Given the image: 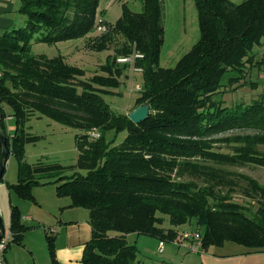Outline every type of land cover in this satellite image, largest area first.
I'll list each match as a JSON object with an SVG mask.
<instances>
[{
	"label": "trees",
	"instance_id": "trees-1",
	"mask_svg": "<svg viewBox=\"0 0 264 264\" xmlns=\"http://www.w3.org/2000/svg\"><path fill=\"white\" fill-rule=\"evenodd\" d=\"M99 1L21 0L19 12L27 18L25 26L0 34L1 126L9 155L17 162V183L10 189L21 199H32L33 187L54 185L58 197L70 199V207L88 210L91 238L84 244L81 264H135L138 252L127 243V235L169 241L193 220L203 229V250L235 243L249 253L263 252L264 187L245 178L251 189L246 195L260 198L248 216L247 208L231 199V192L222 195L214 190L215 184L224 185L225 180L211 166L248 162L264 167V156L216 151L208 140L233 129L264 134V99L233 107L213 100L219 88L246 75V65L253 63V48L264 42V0L239 4L194 0L199 39L173 68L159 67L164 42L161 0H140L139 13L123 5L113 25L101 19L108 31L91 46L103 51L116 35L123 41L112 61L102 67L103 75L89 81L81 80L83 70L68 65L61 56L31 55L33 40L51 45L93 32ZM131 56L143 78L136 107L149 106L147 119L139 124L113 112L100 94L116 88L118 77L129 66L115 64L116 57ZM256 65L264 67V58ZM35 115L84 132L75 136V164L25 161L24 146L39 138L24 129ZM6 117L14 122L11 134L4 128ZM108 132L126 136L114 145V139L106 140ZM254 139L264 143V136ZM191 158L210 164L191 162ZM67 170L72 174L66 175ZM186 172L207 184L177 180ZM165 218L168 229L162 227ZM9 230L12 243L20 244L24 227L13 205ZM47 238L52 250L54 237Z\"/></svg>",
	"mask_w": 264,
	"mask_h": 264
},
{
	"label": "rangeland",
	"instance_id": "rangeland-1",
	"mask_svg": "<svg viewBox=\"0 0 264 264\" xmlns=\"http://www.w3.org/2000/svg\"><path fill=\"white\" fill-rule=\"evenodd\" d=\"M228 1L239 4L245 0ZM161 4L164 42L161 48L159 67L167 69L173 68L178 60L191 49L198 41L200 33L194 0H161ZM123 5L131 12L142 11L140 0H100L93 32L82 39L51 45L33 40L30 49L31 55H44L47 58L61 56L68 65L83 70L84 76L80 78L81 80L89 81L94 75H103L102 67L104 68L112 61L116 49L123 40L120 36H114L113 41H110L103 51L94 48L95 45L91 46V43L95 41V38L108 31L101 19L113 25L121 17ZM20 6L21 0H0V34L25 26L27 18L19 12ZM100 26L105 28L104 31L99 30ZM251 55H253V63L246 65V75L231 86L219 88V92L214 95L213 100L218 105L224 107H233L238 104L249 105L253 101L264 99V67L256 65L264 58V42L255 46ZM108 56L110 58L107 60ZM119 58L121 57H116L115 64L118 63ZM133 65L134 63L131 61L127 69L122 71L118 77L120 84L116 88L104 89L105 91L100 93L104 102L117 114L128 115L138 107H136V100L139 96L137 87L143 85V78L140 70L138 71ZM235 75L236 73H229V76ZM3 123L6 131L9 127H14L12 119H5ZM24 129L27 133L39 137L36 142L27 143L24 146V157L28 164H35L42 160L68 167L76 163L78 151L75 136L83 134L82 130L64 127L38 115L31 116L25 123ZM125 136V132H120L116 136L113 132H108L106 140L114 139L113 144L117 145ZM262 136H264L263 133L250 128L233 129L209 137L208 142L216 151L264 156V143L254 139H261ZM188 160L207 164L206 166L210 164L204 163L200 159L191 158ZM211 167L216 170L219 178L222 176V179L225 180L224 185L215 184L214 190L222 195L231 192V199L247 208L245 213L252 216L258 207L260 198L257 195L250 197L246 195V192L251 189L245 178L255 180L264 187V167L248 162H244L242 165H212ZM67 171L69 172H66V175L72 174V171ZM177 180L194 181L200 186L207 184L202 178L187 172ZM1 183H3V187L0 191V199L9 215L10 205H13L17 207L21 220L22 216L32 217V221H24L21 243H12L6 256L13 257L19 264H32V258L35 259L36 264H81L83 246L91 238L88 210L82 207H70V199L58 197L54 185L35 186L32 189V199L19 198L9 187V185L17 183V162L13 155L8 157ZM33 205L39 207L37 218L30 211ZM2 224L4 230L8 231V222ZM162 227L170 228L167 218H165ZM185 231L202 232L203 229L197 227L194 220L190 224L181 226L175 238L169 241L165 240L162 254L158 253L159 239L145 235H127V243L135 245L138 252V262L135 264H201L200 256L203 251L190 253L186 248L181 247L183 243L180 240V235ZM47 236L54 237L52 250ZM23 246L25 248H22ZM215 249L227 253L228 251H244L247 248L235 243H226L224 247L212 246L210 250Z\"/></svg>",
	"mask_w": 264,
	"mask_h": 264
},
{
	"label": "crops",
	"instance_id": "crops-1",
	"mask_svg": "<svg viewBox=\"0 0 264 264\" xmlns=\"http://www.w3.org/2000/svg\"><path fill=\"white\" fill-rule=\"evenodd\" d=\"M5 119H11L10 117H6ZM15 127H9L8 131L6 133L11 134L13 133ZM2 184L0 183V191L2 190ZM30 211L34 214L35 218L39 216V207L36 205H33V207L30 208ZM9 212L6 211L4 204L2 203L0 199V218L2 223L8 222L9 224ZM24 221H32L31 216H22L21 223L24 224ZM57 233V232H56ZM12 244V243H11ZM10 244V245H11ZM226 244V243H225ZM224 244V245H225ZM221 246V247H224ZM84 247V246H83ZM10 246L8 247V249ZM22 248H25L24 246ZM212 247H209L206 250H203V253H201L200 256V262L201 264H264V252H252L249 253L247 249L243 250H237V251H228L227 253L223 252V250L215 249L210 250ZM7 249V250H8ZM223 249V248H222ZM6 250V252H7ZM5 252V264H19V262L14 259L13 257L9 256V258L6 256ZM32 264H36V261L34 258H32Z\"/></svg>",
	"mask_w": 264,
	"mask_h": 264
},
{
	"label": "built area",
	"instance_id": "built-area-1",
	"mask_svg": "<svg viewBox=\"0 0 264 264\" xmlns=\"http://www.w3.org/2000/svg\"><path fill=\"white\" fill-rule=\"evenodd\" d=\"M104 27L100 26L99 30L104 31ZM134 57H141V55H135ZM134 57H125V58H119L117 61L118 63H130L131 61L134 62ZM139 71L140 69L137 68ZM137 90H140V86L137 87ZM93 135L95 138L99 137V134L96 132H93ZM13 235L10 230L3 232V235L0 239V264H5V252L12 243ZM180 240L183 243V246L186 248L190 253H200L203 251L202 246V232L200 231H185L181 233ZM185 243V244H184ZM165 247V241H159L158 243V253L162 254Z\"/></svg>",
	"mask_w": 264,
	"mask_h": 264
},
{
	"label": "water",
	"instance_id": "water-1",
	"mask_svg": "<svg viewBox=\"0 0 264 264\" xmlns=\"http://www.w3.org/2000/svg\"><path fill=\"white\" fill-rule=\"evenodd\" d=\"M149 114V106L147 104H143L138 106L135 110H133L130 114H128V119L134 123L139 124L142 121H145ZM2 115L0 113V177L3 175L5 171V165L9 157V148L7 145V136L1 126ZM4 227L0 218V239L3 235Z\"/></svg>",
	"mask_w": 264,
	"mask_h": 264
}]
</instances>
